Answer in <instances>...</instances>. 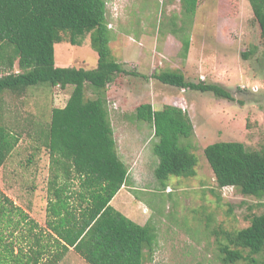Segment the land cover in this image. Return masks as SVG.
Listing matches in <instances>:
<instances>
[{
	"label": "rangeland",
	"instance_id": "rangeland-1",
	"mask_svg": "<svg viewBox=\"0 0 264 264\" xmlns=\"http://www.w3.org/2000/svg\"><path fill=\"white\" fill-rule=\"evenodd\" d=\"M115 60L132 74H119L107 87L109 119L117 153L128 169L126 184L112 207L127 218L156 229V244L144 264H222V232L246 228L264 212V197L241 195L232 187L218 189L203 149L216 142H239L248 150H264V49L247 0H199L187 27L190 47L185 59L180 42L170 33L179 25L178 0H105ZM252 54H241L251 47ZM60 68L93 69L97 54L89 35L80 46L54 45ZM17 72V65L14 69ZM178 70L190 82L215 83L234 101L163 85L154 73ZM71 87L38 85L22 94L0 93V124L19 142L0 167V190L43 227L51 168L41 132L53 108L65 105ZM93 95L86 91V97ZM149 103L154 109L174 106L189 116L195 136V176L169 177L161 185L154 177L157 158L151 152L153 130L137 122L134 110ZM59 264H86L73 251ZM235 264H245L243 261Z\"/></svg>",
	"mask_w": 264,
	"mask_h": 264
},
{
	"label": "trees",
	"instance_id": "trees-1",
	"mask_svg": "<svg viewBox=\"0 0 264 264\" xmlns=\"http://www.w3.org/2000/svg\"><path fill=\"white\" fill-rule=\"evenodd\" d=\"M247 1L264 49V0ZM178 2L180 23L172 24L170 33L178 38L185 59L190 47L187 27L199 0ZM87 35L97 54L96 67H56L54 45L64 41L80 46ZM110 39L105 0H0V93L20 95L38 85L72 88L64 107L52 109L49 126L41 132L51 168L44 226L0 190V264H59L70 251L86 264L151 260L155 226L149 221L140 226L110 205L126 184L128 169L117 153L107 87L119 74H132L113 57ZM255 48L241 56L247 58ZM152 78L234 101L224 87L190 82L178 70L154 73ZM133 117L153 130L151 152L157 158L153 174L161 185L169 177L195 176L197 158L191 144L195 133L185 111L144 103ZM18 142L19 136L0 124V167ZM203 155L218 189L232 187L244 196L264 197V150L216 142L207 145ZM222 235L225 243L218 244L222 264H264V212L252 216L246 228Z\"/></svg>",
	"mask_w": 264,
	"mask_h": 264
},
{
	"label": "crops",
	"instance_id": "crops-1",
	"mask_svg": "<svg viewBox=\"0 0 264 264\" xmlns=\"http://www.w3.org/2000/svg\"><path fill=\"white\" fill-rule=\"evenodd\" d=\"M55 66H56V65H55ZM56 67H57V66H56ZM63 107H64V106H63ZM63 107H61V108H63ZM56 108H57V107H56ZM159 109H160V108H159ZM118 156H119V155H118ZM119 158H120V157H119ZM120 159H121V158H120ZM121 160H122V159H121ZM122 161H123V160H122ZM124 164H125V163H124ZM122 187H123V186H122ZM122 187H121V188H122ZM120 190H121V189H120ZM120 190L118 191V193L120 192ZM118 193H117L115 196H117ZM115 196H114V197H115ZM114 197H113V198H114ZM115 198H116V197H115ZM112 200H113V199H112ZM112 200L110 201V205L112 204ZM111 206H112V205H111ZM114 208H115L116 210H118L117 207L114 206ZM30 216H32V215H30ZM129 219H130V218H129ZM131 220H132L133 222H135L133 219H131ZM135 223L138 224L137 222H135ZM138 225H140V224H138ZM140 226H142V224H141Z\"/></svg>",
	"mask_w": 264,
	"mask_h": 264
}]
</instances>
